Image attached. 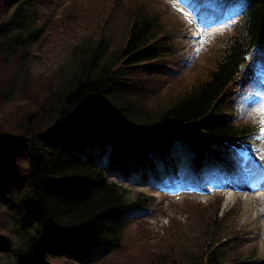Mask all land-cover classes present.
I'll list each match as a JSON object with an SVG mask.
<instances>
[{"label":"trees","instance_id":"16d2710c","mask_svg":"<svg viewBox=\"0 0 264 264\" xmlns=\"http://www.w3.org/2000/svg\"><path fill=\"white\" fill-rule=\"evenodd\" d=\"M48 1L0 0V132L10 131L0 135V170L6 168L2 166V156L7 158L9 153L20 151L24 158L21 166L37 168L36 173H31V187L27 177L23 182L28 191L12 197L6 207L0 201V250L5 251L7 212L13 213L21 230L26 231L25 236L17 235L26 240L15 250L16 264H36L35 259H39L48 242L60 249L69 248L79 234L91 235L94 230L106 234L104 228L114 236L124 235L129 211L146 204L141 194L128 192L102 175L104 170L94 161L95 150L103 154L110 150L108 172L105 171L121 175L119 171L130 168L132 163L127 155L122 163L116 162L120 149L136 154L141 171H146L154 167L155 157H166L171 149L167 145L175 140L235 144L242 130L223 111L226 103L233 100L229 99L234 96L232 84L241 74L246 57L264 50V0H240L241 22L222 54H211L209 65H194L180 84L178 81L163 93H153L151 81L158 75L155 72L165 68L166 63L176 65L184 56L170 45L159 16L135 3L115 40L77 27L81 25L66 29L65 35L75 32L78 39L70 59L47 75V87L37 82L35 86L31 68L34 54L30 53L33 49L39 51L45 28L37 23L36 6ZM58 36L57 32L49 42ZM19 103L24 104L14 106ZM8 112L12 113L10 120ZM66 154L72 156V162L65 158ZM3 176L12 181L10 175L3 172ZM29 194L42 200L34 211L27 205ZM17 200L24 202L21 212L15 211L14 205L10 207ZM42 217L45 221L41 222ZM33 222H40L41 227L51 225L54 232L44 234L40 229L39 237L34 238L28 234ZM214 234L211 231L209 235ZM167 245L168 242L155 248L152 245L153 250L145 254L147 259L160 256L159 261L166 262ZM134 246L138 248L131 247ZM223 246L206 249L200 259L191 253L186 256V250L180 251L179 257L188 258L189 264H245L250 258L248 251L235 253L230 244ZM90 251L87 247L81 252L83 261L92 258ZM45 255L52 258L59 254L47 251ZM127 257L145 261L139 251L127 250L124 261ZM175 261L173 258L170 263Z\"/></svg>","mask_w":264,"mask_h":264},{"label":"rangeland","instance_id":"374dc122","mask_svg":"<svg viewBox=\"0 0 264 264\" xmlns=\"http://www.w3.org/2000/svg\"><path fill=\"white\" fill-rule=\"evenodd\" d=\"M135 3L145 6L147 12L155 13L163 24L174 26L177 45L175 49H182L180 54L190 53L185 64L181 62L179 67L161 69L159 74L162 76L152 78V86L156 85L151 88L153 93L156 92L157 86L163 85L157 84L161 79L172 80L179 76L182 81L188 76L187 71L194 61L202 62L206 59L209 65L212 61L211 54L216 57L221 55L226 41L235 34L239 21L237 0H230V3L224 0H49L48 3L36 6L37 23L42 29L45 28L39 51L33 49L30 53L34 54L31 62L35 79L33 85L37 82L38 85L41 83L47 86L44 82L47 75L70 59L71 48L78 39H75V32L72 35L68 33L65 35L66 29L81 25L77 27H84L89 32L94 30V34L99 37L104 35L109 40H115L124 29L123 22L131 13L129 9L132 8V4ZM126 6L130 7L127 9ZM57 32L59 38L49 42L50 37H54ZM256 58L263 61L260 68L254 65ZM248 63L249 67L245 74L247 84L239 86L243 90L239 91L235 114L238 124L241 127H248V132L254 136V140L261 144L264 142V136L260 132L264 122V82H262L264 79L260 80L259 74L264 73V54L262 52L253 54L248 59ZM174 82L177 80L175 79ZM24 103L14 106H22ZM8 113L10 117L8 114L6 117L10 120L12 113ZM7 132L10 131L0 132V135H5ZM226 143L227 141L219 142V144ZM186 144L188 142L182 140L168 144L167 146L172 148L168 159L173 158L175 163L171 162L170 168L167 169V163L156 157L155 161L159 166L151 172L147 170L148 181L141 179L142 171L137 155L124 150V156H130L132 166L119 172L132 176L130 179H125L124 183L135 191L144 192L146 195L143 198L146 199L147 204L140 205L141 209L129 211L127 216L131 217L130 224L124 235L114 236L112 233L108 237L107 234L94 230L93 234L86 235V243H81L83 235L79 234L73 245L75 248L62 249L60 261L54 264H150L151 262V264H171L173 258L176 259L175 264H179L177 259L180 251L186 250L184 252L186 256L191 253L192 256L200 259L206 249L210 247L220 249L221 246L225 247L223 246L225 243L232 246L231 252H250V258L246 263L250 261L251 264H264V153L258 149L244 147L237 153L227 154L225 162H219L214 156L215 153H221L222 148L219 144H202L212 149H199L200 151L192 150ZM228 146L230 143L225 147ZM108 153L110 154V150ZM93 155L97 163L108 166V158L106 160L104 157L106 152L103 154L95 150ZM168 173L169 179L180 187L176 185L170 191L167 190ZM174 174L177 175L176 179ZM207 187L213 188V192ZM229 195L234 196L235 199L226 205ZM142 207L146 210H142ZM6 216L8 222L4 249L16 250L21 243L23 246V241L26 240L25 237L17 235L25 236L26 231L21 230V225L17 224L13 213L7 212ZM211 231L215 234L209 235ZM165 242L169 244L165 251L168 256L166 262L159 261L161 257L156 255L153 260V257L147 259L145 254L147 250H153L152 245L155 248ZM90 243L94 244L93 246L99 244V247H92L98 248L99 253L96 255V251H90L88 255L93 254L92 258L84 262L81 255L75 254V251L82 244L88 247ZM193 243L201 244L200 248ZM132 245H137L138 248L131 247ZM127 250L142 252L145 261L139 262L132 257H127L124 261ZM244 257L247 258L248 255ZM237 259L242 261L243 257L237 254ZM17 262V258L0 250V264ZM179 262L190 263L188 258L180 257Z\"/></svg>","mask_w":264,"mask_h":264},{"label":"bare ground","instance_id":"6f19581e","mask_svg":"<svg viewBox=\"0 0 264 264\" xmlns=\"http://www.w3.org/2000/svg\"><path fill=\"white\" fill-rule=\"evenodd\" d=\"M48 86V85H47ZM46 86V87H47ZM262 147L264 148V143L262 145ZM21 152V151H20ZM20 152H15L13 153H9V155L7 156V158L3 157L2 156V166L4 165L6 168L5 169H1L0 170V201L3 205V207H6L9 205V203H11V198L12 197H19L21 196V193L19 194V192H25V191H28V186L25 185L23 182L25 180V178L27 177L28 178V181H29V186L33 184V181L31 179V173L33 174V172L36 173V167H34V170L32 168H30V164L29 166L27 165V169L25 166H21L22 164L21 163H24V158L23 156L21 155L22 153ZM120 152H121V156L118 158V160L116 161L118 164L122 163L123 160H124V149H120ZM108 152L106 153V156H104L107 160L108 158ZM110 155V154H109ZM1 156V154H0ZM29 157L31 158V155H29ZM130 158V156H128ZM137 157V160H139V157ZM169 157V156H168ZM168 157L165 158V162H169V161H173L174 159L171 158L170 160L168 159ZM65 158L72 162V156L69 155V154H66L65 155ZM109 159V158H108ZM144 159V158H143ZM96 163L97 161L94 160ZM146 163H149L147 160H146ZM103 170H104V174H102L103 176H108V170L106 169V167L102 164H99L97 163ZM149 165V164H148ZM149 170L151 168H148ZM10 175V179L12 181H9V180H4L3 179V172ZM107 172H106V171ZM21 173H23V176H21ZM128 174H131L133 175V173H130L128 172ZM121 176L125 179H130V177L132 176H128L126 174H121ZM6 177V176H5ZM22 180V181H21ZM16 182V183H15ZM31 187V186H30ZM29 200L28 201L30 204H27L30 206V210L34 211L37 206H39V204H41L42 200L39 199V196H34V195H31L29 194ZM230 200V196H228V199H227V203L229 202ZM21 203H24L20 200H17L15 202H13L12 205H14V210L15 211H18V212H21L22 211V206H21ZM20 207V210L18 209ZM34 213V212H33ZM36 213V211H35ZM39 215V214H38ZM37 215V216H38ZM40 216V215H39ZM42 221H45L44 220V217H42L41 219V222ZM42 224L39 222L38 225H37V222H33L30 226H29V231H28V234H30L32 237H39V230L41 229V231L44 233V234H50L51 232H54V229L51 225H49V227L45 226V227H41ZM103 230H105V233L107 234V236L109 237L111 233V231H108L106 228H104ZM97 231V230H96ZM98 232V231H97ZM56 234V233H55ZM81 235H83L82 237V240H81V243H86V234L85 233H82ZM112 238H113V235H112ZM163 237H160V239H162ZM106 240V239H105ZM79 243V244H81ZM94 244H89L88 247L90 248L91 251L95 252L98 250V248H92V247H96L93 246ZM69 248H75L74 246H70L68 245ZM67 246V247H68ZM87 246L85 245H81V247L79 249H77L75 251V254L77 255H80L81 252L85 251V249ZM61 250L59 247H57V245L55 243H52V242H48L47 243V246L44 247L43 251L41 252V255L39 257V259H35V263L36 264H54V262L56 263L57 261H60L61 257H62V253H61ZM55 252V253H58L59 255L58 256H52L51 257H48L47 255H45L46 252ZM5 252L8 253L9 255H12V257L14 258H18V253L15 251V250H11V249H5ZM32 261V260H31ZM33 262V261H32ZM33 262V263H34ZM86 262V261H84Z\"/></svg>","mask_w":264,"mask_h":264},{"label":"snow or ice","instance_id":"6c2138e0","mask_svg":"<svg viewBox=\"0 0 264 264\" xmlns=\"http://www.w3.org/2000/svg\"><path fill=\"white\" fill-rule=\"evenodd\" d=\"M260 132H261V135L264 136V122H262Z\"/></svg>","mask_w":264,"mask_h":264}]
</instances>
